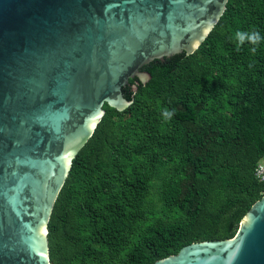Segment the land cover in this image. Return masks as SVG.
Here are the masks:
<instances>
[{
    "label": "trees",
    "instance_id": "1",
    "mask_svg": "<svg viewBox=\"0 0 264 264\" xmlns=\"http://www.w3.org/2000/svg\"><path fill=\"white\" fill-rule=\"evenodd\" d=\"M238 31L261 40L238 46ZM141 71L146 82L122 88L130 105L105 103L72 160L47 225L50 264H153L232 238L264 194V0H228L193 53Z\"/></svg>",
    "mask_w": 264,
    "mask_h": 264
},
{
    "label": "water",
    "instance_id": "2",
    "mask_svg": "<svg viewBox=\"0 0 264 264\" xmlns=\"http://www.w3.org/2000/svg\"><path fill=\"white\" fill-rule=\"evenodd\" d=\"M228 0H0V264H50L47 225L103 105L154 60L193 53ZM153 264H264V194L232 238Z\"/></svg>",
    "mask_w": 264,
    "mask_h": 264
},
{
    "label": "clouds",
    "instance_id": "3",
    "mask_svg": "<svg viewBox=\"0 0 264 264\" xmlns=\"http://www.w3.org/2000/svg\"><path fill=\"white\" fill-rule=\"evenodd\" d=\"M235 37L239 41L238 46L240 44H243L245 40H247L248 43L251 44H258L261 40V36L259 32L253 31V32H236ZM252 51H255V49H252ZM175 114V109L172 111H168L167 109L163 110L164 117L171 119V117ZM264 160V159H263Z\"/></svg>",
    "mask_w": 264,
    "mask_h": 264
},
{
    "label": "built area",
    "instance_id": "4",
    "mask_svg": "<svg viewBox=\"0 0 264 264\" xmlns=\"http://www.w3.org/2000/svg\"><path fill=\"white\" fill-rule=\"evenodd\" d=\"M264 161V160H263ZM260 166L261 164H259V167H258V170H257V173H258V176L261 178V179H264V167L260 169ZM260 169V170H259Z\"/></svg>",
    "mask_w": 264,
    "mask_h": 264
},
{
    "label": "rangeland",
    "instance_id": "5",
    "mask_svg": "<svg viewBox=\"0 0 264 264\" xmlns=\"http://www.w3.org/2000/svg\"><path fill=\"white\" fill-rule=\"evenodd\" d=\"M260 164H261V166H260V169H261V168L264 167V161H262ZM260 169H259V170H260Z\"/></svg>",
    "mask_w": 264,
    "mask_h": 264
}]
</instances>
